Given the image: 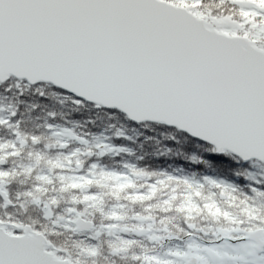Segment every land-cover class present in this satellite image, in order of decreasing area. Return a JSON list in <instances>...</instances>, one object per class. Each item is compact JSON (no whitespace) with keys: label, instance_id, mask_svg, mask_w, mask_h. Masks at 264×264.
<instances>
[{"label":"snow or ice","instance_id":"1","mask_svg":"<svg viewBox=\"0 0 264 264\" xmlns=\"http://www.w3.org/2000/svg\"><path fill=\"white\" fill-rule=\"evenodd\" d=\"M0 264H264V0H0Z\"/></svg>","mask_w":264,"mask_h":264},{"label":"trees","instance_id":"2","mask_svg":"<svg viewBox=\"0 0 264 264\" xmlns=\"http://www.w3.org/2000/svg\"><path fill=\"white\" fill-rule=\"evenodd\" d=\"M147 134L151 135V133ZM132 135L135 134L133 133ZM141 137L142 136L137 138L138 145H142L141 140L143 137ZM146 142L147 143L143 144V147L145 148L143 154L144 157H146L145 162L151 161L154 164H158L159 168L156 170L177 174L178 169H183L185 173L196 172L198 175H219L220 178L227 179L240 185H246L249 183V181L245 180L242 176H235L233 170L238 166L230 160H225L222 156L205 155V159L208 160L207 164H200L201 150L196 145L191 146L186 143L171 145L167 141H158L155 138H151ZM169 147H171V149H169ZM134 153L135 156L130 158V162L137 157V152L134 151ZM159 153H162V155H159ZM192 157L197 158V163L191 162ZM114 162H118V160H115ZM114 162L111 164L113 165ZM144 166L151 167V165L147 163ZM212 168H215L216 171H212ZM200 222L205 223L206 221L201 220Z\"/></svg>","mask_w":264,"mask_h":264},{"label":"rangeland","instance_id":"3","mask_svg":"<svg viewBox=\"0 0 264 264\" xmlns=\"http://www.w3.org/2000/svg\"><path fill=\"white\" fill-rule=\"evenodd\" d=\"M130 134H133V133H130ZM141 138H142V137H141ZM146 141H147V140L144 141V139L142 138V140H141L142 145H138V144H137V145L135 146V148L133 149V151H136V152H137V157H138V156H142V155L144 154V152H145V148L143 147V144L147 143ZM143 156H144V155H143ZM115 160H116V161L118 160V162H114ZM113 162H114V164L112 165L111 163H113ZM109 163H110L112 166H118V165L121 163V160H120L119 157H117V158H115V159L109 161ZM116 163H117L118 165H117ZM132 163H139V160H137V159H133V160H132ZM145 167H147V166H145ZM37 215H38V213H37L36 210L30 209V211H29V216L35 218ZM23 218H24V219H27L28 217H23ZM167 243H168V242H167ZM167 243H166V244H167ZM172 243H176V242L173 241Z\"/></svg>","mask_w":264,"mask_h":264},{"label":"water","instance_id":"4","mask_svg":"<svg viewBox=\"0 0 264 264\" xmlns=\"http://www.w3.org/2000/svg\"><path fill=\"white\" fill-rule=\"evenodd\" d=\"M165 243H167V242H165Z\"/></svg>","mask_w":264,"mask_h":264}]
</instances>
